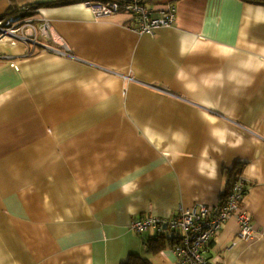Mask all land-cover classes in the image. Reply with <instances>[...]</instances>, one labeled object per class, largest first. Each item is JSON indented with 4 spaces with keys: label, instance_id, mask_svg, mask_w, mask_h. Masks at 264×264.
I'll return each mask as SVG.
<instances>
[{
    "label": "crops",
    "instance_id": "1",
    "mask_svg": "<svg viewBox=\"0 0 264 264\" xmlns=\"http://www.w3.org/2000/svg\"><path fill=\"white\" fill-rule=\"evenodd\" d=\"M90 1L0 0L38 40H0V264H174L132 223L218 204L233 166L256 237L231 217L205 255L264 264V4L144 0L176 19L139 34Z\"/></svg>",
    "mask_w": 264,
    "mask_h": 264
},
{
    "label": "built area",
    "instance_id": "2",
    "mask_svg": "<svg viewBox=\"0 0 264 264\" xmlns=\"http://www.w3.org/2000/svg\"><path fill=\"white\" fill-rule=\"evenodd\" d=\"M88 6L96 19L109 17L119 11L130 12L135 17L132 27L139 34H150L158 28L170 27L176 19V7L172 2L157 10L147 8L144 0H98L90 1ZM50 28V21L43 19L39 32L49 35ZM6 39L36 44L37 28L29 17L23 22L13 17L0 19V40ZM247 188V180L243 175H238L225 197L214 206L192 205L180 208L168 219L142 217L135 220L132 227L140 232L152 228L156 233L165 230L176 233L177 242L171 248L176 260L174 264H209L205 255L207 246L229 218H236L241 239L251 240L256 237L251 215L241 205Z\"/></svg>",
    "mask_w": 264,
    "mask_h": 264
},
{
    "label": "trees",
    "instance_id": "3",
    "mask_svg": "<svg viewBox=\"0 0 264 264\" xmlns=\"http://www.w3.org/2000/svg\"><path fill=\"white\" fill-rule=\"evenodd\" d=\"M247 1L251 3L264 4V0H247ZM14 11H15V8H11L7 13H5L0 18L4 19L6 16H8V13L12 14ZM240 174H241V171L238 166H233L232 169L229 170L228 179H227V189L228 190H229L228 187H230V184ZM176 242H177L176 234L173 232L171 233L168 230H165L163 232L156 233L154 236L149 237L146 242V245L151 253L157 254L166 248H170V247L172 248ZM121 264H153V263L149 259L144 258L136 253H130L127 259L123 261Z\"/></svg>",
    "mask_w": 264,
    "mask_h": 264
}]
</instances>
